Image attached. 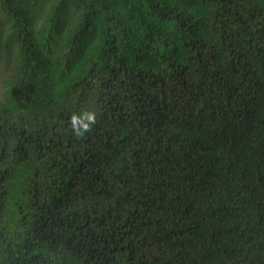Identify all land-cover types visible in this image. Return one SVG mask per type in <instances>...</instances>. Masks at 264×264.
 <instances>
[{
	"label": "trees",
	"instance_id": "1",
	"mask_svg": "<svg viewBox=\"0 0 264 264\" xmlns=\"http://www.w3.org/2000/svg\"><path fill=\"white\" fill-rule=\"evenodd\" d=\"M0 264H264V0H0Z\"/></svg>",
	"mask_w": 264,
	"mask_h": 264
},
{
	"label": "clouds",
	"instance_id": "2",
	"mask_svg": "<svg viewBox=\"0 0 264 264\" xmlns=\"http://www.w3.org/2000/svg\"><path fill=\"white\" fill-rule=\"evenodd\" d=\"M97 123V116L94 111H83L79 114H72L69 124L73 134L77 138H82L85 133L92 131L93 126Z\"/></svg>",
	"mask_w": 264,
	"mask_h": 264
}]
</instances>
